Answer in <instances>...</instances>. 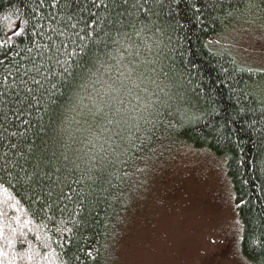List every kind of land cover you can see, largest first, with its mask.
Here are the masks:
<instances>
[{"label": "trees", "instance_id": "trees-1", "mask_svg": "<svg viewBox=\"0 0 264 264\" xmlns=\"http://www.w3.org/2000/svg\"><path fill=\"white\" fill-rule=\"evenodd\" d=\"M257 15L264 0H0V264H103L169 136L225 159L242 254L264 264V69L209 43Z\"/></svg>", "mask_w": 264, "mask_h": 264}, {"label": "rangeland", "instance_id": "rangeland-1", "mask_svg": "<svg viewBox=\"0 0 264 264\" xmlns=\"http://www.w3.org/2000/svg\"><path fill=\"white\" fill-rule=\"evenodd\" d=\"M209 43L264 69V16L245 18ZM147 164L134 176L103 264H252L240 248L242 224L223 157L169 136Z\"/></svg>", "mask_w": 264, "mask_h": 264}]
</instances>
